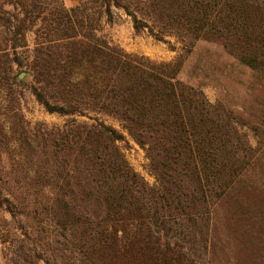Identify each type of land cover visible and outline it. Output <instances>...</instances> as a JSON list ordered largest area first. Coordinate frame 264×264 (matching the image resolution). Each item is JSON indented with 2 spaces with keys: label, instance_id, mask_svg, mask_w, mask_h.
I'll list each match as a JSON object with an SVG mask.
<instances>
[{
  "label": "trees",
  "instance_id": "1",
  "mask_svg": "<svg viewBox=\"0 0 264 264\" xmlns=\"http://www.w3.org/2000/svg\"><path fill=\"white\" fill-rule=\"evenodd\" d=\"M113 8L132 19L136 32L146 30L173 51L167 38L174 39L177 57L157 63L111 45L99 32ZM0 29L4 99L21 70L36 102L67 119L62 128L39 130L31 148L11 107L0 108V147L19 148L0 151L21 162V196L0 175V209L29 218L33 231L22 241L5 236L7 263L194 264L161 231L170 220L209 213V200L240 179L249 150H239L238 118L178 74L203 40L264 80V0H79L71 8L62 0H0ZM28 32L34 47L22 56ZM123 133L145 153L153 186L117 148ZM33 226L39 233L54 229L60 247L49 254L52 262L28 239Z\"/></svg>",
  "mask_w": 264,
  "mask_h": 264
},
{
  "label": "rangeland",
  "instance_id": "2",
  "mask_svg": "<svg viewBox=\"0 0 264 264\" xmlns=\"http://www.w3.org/2000/svg\"><path fill=\"white\" fill-rule=\"evenodd\" d=\"M62 1L66 8H71L79 0ZM99 35L126 53L157 63L174 60L181 47L174 39L167 38L175 47L173 51L169 45L151 37L146 30L136 32L132 19L122 10L114 8L111 9V17L102 23ZM26 41L28 48L23 50L25 53L22 56L31 55L34 47L32 32L27 33ZM13 76L15 85L9 97L4 99L5 92L0 88V108L9 112L6 108L11 107L10 115L16 116L12 122L33 148L41 137L39 130L46 132L62 128L67 119L48 114L36 102L30 92L29 74L17 70ZM178 78L191 87L201 89L210 104H221L238 118L239 125L233 128L237 140L243 142L239 150L249 152L240 179L228 194L217 201L214 198L209 200V213L199 214L193 219L180 217L170 220L161 232L167 234L168 242H177L194 264H264V80L260 81L257 74L240 65L219 44L203 40L197 42L185 58ZM2 121L0 116V123ZM106 124L120 130L113 121L107 120ZM4 127L7 129L9 123H4ZM123 135L125 139L116 143L117 148L132 169L149 186H153L155 179L148 172L145 153L125 133ZM0 150L19 148L9 144L6 148L0 147ZM19 163L14 153L0 151L2 182L15 192L16 198L21 196L15 188ZM21 181L19 179L18 182ZM31 224L27 217L12 219L0 209V264H8V244L3 242L5 236L9 235L10 240H27L24 235L33 232L30 231ZM32 229H35V235L28 239L45 250L44 257L52 262L49 254L53 248L60 247L52 242L54 229L49 228L44 233H39L37 227ZM172 236L175 238L170 239ZM42 237L44 240H41Z\"/></svg>",
  "mask_w": 264,
  "mask_h": 264
}]
</instances>
